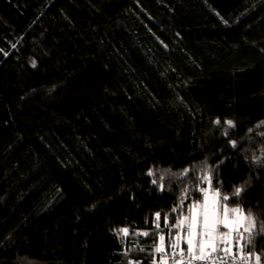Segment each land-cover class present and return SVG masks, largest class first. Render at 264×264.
<instances>
[{"label":"trees","instance_id":"obj_1","mask_svg":"<svg viewBox=\"0 0 264 264\" xmlns=\"http://www.w3.org/2000/svg\"><path fill=\"white\" fill-rule=\"evenodd\" d=\"M206 177L264 264V0H0V264H155Z\"/></svg>","mask_w":264,"mask_h":264},{"label":"snow or ice","instance_id":"obj_2","mask_svg":"<svg viewBox=\"0 0 264 264\" xmlns=\"http://www.w3.org/2000/svg\"><path fill=\"white\" fill-rule=\"evenodd\" d=\"M231 126V121L228 122ZM235 146V141L232 142ZM209 187L211 186V178L206 177ZM155 182V181H154ZM204 193L202 203L194 202L189 208V216H185L173 227L180 229L182 232L186 230V236L177 235L176 243L172 245L174 249L179 247L181 240L187 245L189 260L187 264H194L195 261L215 264L216 257L214 254H222V264H227L223 257L233 256V245L239 244L243 239V233L240 232V227L243 222L248 220L254 226V222L250 217H244L239 209H229L226 203H221V199L227 201L228 197L221 198L219 191L209 192L207 189H200ZM241 189H236L235 194L238 195ZM231 213V216H230ZM159 219V213L156 214ZM226 228L228 231L221 232L220 228ZM245 231L251 234V227ZM122 232L127 235L128 229H123ZM235 233V235H234ZM143 235H147L144 233ZM164 237H159L161 246L157 247V252H164L163 247ZM250 242V239H249ZM242 251V249H241ZM179 256L176 264H186L183 248L179 249V253L173 252V257ZM241 258H244L243 256ZM256 262L259 264L260 257L256 256ZM163 264H168V261H163Z\"/></svg>","mask_w":264,"mask_h":264},{"label":"rangeland","instance_id":"obj_3","mask_svg":"<svg viewBox=\"0 0 264 264\" xmlns=\"http://www.w3.org/2000/svg\"><path fill=\"white\" fill-rule=\"evenodd\" d=\"M205 189L209 190L210 193H211V192H215V191H217V190H213L211 187H209V185L206 186ZM203 198H204V193H203ZM203 198H202L201 200L197 201V203H202V202H203ZM227 206H228L229 209H239L244 217H249V216H247V215L245 214V212H244L239 206H232V205H228V204H227ZM189 215H190L189 211H187V212H183V213L180 215V217H179L177 223L179 222L180 219H182V218L185 217V216H189ZM230 216H231V213H230ZM250 218H251V217H250ZM251 220L253 221L252 218H251ZM177 223H176V224H177ZM249 227H251V229H252V228H253V225L250 224L248 220H245V221L243 222V226L240 227V232L243 233V239L239 241V244H234V245H233V249H232V251L235 252V253H236L237 255H239V256H241V255L243 254V250H244V247H243V240H244V238H245V234H247V231H245V229H246V228H249ZM175 228H176V227H175ZM220 231H221V232H226V231H228V229L221 227V228H220ZM248 233H249V232H248ZM177 235L186 236V230L182 232L180 229L176 228V229H175L174 236H173V235L170 236V238H172L171 243H173V244L176 243V239H175V238H176ZM234 235H235V233H234ZM161 236H163V237L165 238V235H164V234H161ZM165 240H166V238H165L164 241H163V247H164V246L167 247V245H168V244H166L167 242H166ZM160 244H161V242H160ZM160 246H161V245H160ZM169 246H170V245H169ZM179 246H181V247H187V245L184 243L183 240L180 241ZM241 249H242V251H241Z\"/></svg>","mask_w":264,"mask_h":264},{"label":"built area","instance_id":"obj_4","mask_svg":"<svg viewBox=\"0 0 264 264\" xmlns=\"http://www.w3.org/2000/svg\"><path fill=\"white\" fill-rule=\"evenodd\" d=\"M179 249L180 248H172L170 250H167L165 249L164 252H159V256L157 258L155 262V264H163V261L167 260L168 261V264H176V260L179 259V256L177 255L176 257H173V252H177L179 253ZM184 249V252H185V256H184V259H185V262L187 264V261L189 260V255H188V251H187V248H183ZM233 256H228V257H223L224 260L227 261V264H252L251 261L247 258V257H244V258H241L242 256H239L237 255L235 252H233ZM214 256L216 257V260H215V264H222L221 262V256L222 254H214ZM194 264H209V262L207 261H204V262H200V261H195ZM257 264V263H255ZM261 264V263H259Z\"/></svg>","mask_w":264,"mask_h":264}]
</instances>
